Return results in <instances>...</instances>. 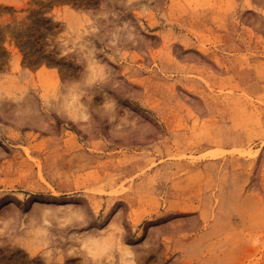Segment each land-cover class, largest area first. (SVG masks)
Listing matches in <instances>:
<instances>
[{
    "label": "rangeland",
    "instance_id": "1",
    "mask_svg": "<svg viewBox=\"0 0 264 264\" xmlns=\"http://www.w3.org/2000/svg\"><path fill=\"white\" fill-rule=\"evenodd\" d=\"M0 264H264V0H0Z\"/></svg>",
    "mask_w": 264,
    "mask_h": 264
}]
</instances>
